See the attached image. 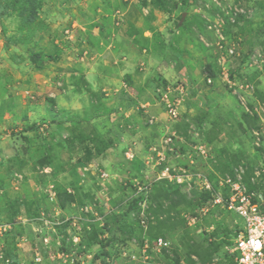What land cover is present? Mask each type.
I'll use <instances>...</instances> for the list:
<instances>
[{
    "label": "rangeland",
    "instance_id": "obj_1",
    "mask_svg": "<svg viewBox=\"0 0 264 264\" xmlns=\"http://www.w3.org/2000/svg\"><path fill=\"white\" fill-rule=\"evenodd\" d=\"M5 1L0 0V9ZM199 1L177 0L175 5L109 0L103 5L96 0H42L33 21L9 11L0 17V226H9L0 232V264L5 259L9 264H174L172 250L179 246L180 230L163 238L169 244L166 249L150 243L147 253H142L143 229L138 217L127 212L137 197L134 180L150 188L160 181L163 167L172 176L184 172L209 178L221 148L238 152L237 165L264 179V130H259V120L252 126L245 122L237 100L219 78L214 50L199 41L207 34L200 33L206 30L197 17ZM225 4L250 11L248 18L225 30L228 43L239 44V57L227 60L225 69L234 82L253 86L247 99L250 106L262 107L259 113L264 119V75L247 64L255 50L264 51V0H225ZM130 20L152 29L151 34L134 32L127 27ZM153 21L169 22L168 49L157 27L150 25ZM101 22L103 33L97 29ZM125 35L132 37L130 47L136 52L125 51L121 44ZM188 46L197 54L191 63L185 62L192 59L187 56ZM166 51L177 60L158 67L147 62V56ZM207 68L213 77L207 76ZM144 83L146 90L141 93ZM180 85L183 92L176 91ZM162 93L168 101L179 102L177 120L168 118ZM99 102L101 107L95 109ZM94 113L101 115L87 123ZM80 120L86 122L77 123ZM92 129L105 143L102 154L88 141L92 137H78L83 132L91 135ZM196 145L206 147L208 154L199 155ZM150 147L162 152L159 165L154 156L151 162L146 160ZM126 152L133 158L127 159ZM102 172L107 174L105 180ZM215 177L217 184L223 178L218 173ZM175 184L189 192L185 183ZM66 190L74 194L75 203L60 208L58 195ZM145 196V214L152 219L147 210L149 194L142 199ZM84 207L88 213L81 212ZM198 213L205 214L201 209ZM189 220L187 226L197 238L211 227L233 233L238 223L221 207L199 216L195 224L189 225ZM91 230L98 233L97 245L90 244ZM145 235L153 240L147 231ZM43 237L50 243L60 240L67 263L56 257L50 243H42ZM72 237H77L76 244ZM35 248L40 263L34 262ZM228 261L223 257L211 264Z\"/></svg>",
    "mask_w": 264,
    "mask_h": 264
},
{
    "label": "built area",
    "instance_id": "obj_2",
    "mask_svg": "<svg viewBox=\"0 0 264 264\" xmlns=\"http://www.w3.org/2000/svg\"><path fill=\"white\" fill-rule=\"evenodd\" d=\"M199 12L202 20L205 22V30L211 35V39L207 37H199L200 42L205 48L213 49L216 54V64L220 67L219 78L226 84L230 90L232 96L237 100L241 110L252 117H257L261 122L259 130H264V119L260 116L259 111H262V107L250 106L247 96L253 91V86L246 81L234 82L227 70L225 69V63L229 59L239 57L238 46L239 44L228 43L225 36V30L227 27H236L239 24V19H246L250 15V11H247L243 6L226 5L225 0H200ZM199 14V13H198ZM248 67L261 72L264 75V51L255 50L247 58ZM207 83H211V78L206 79ZM184 86H177L176 91L183 92ZM168 91V89H167ZM161 101L164 103L165 112L171 121H175L179 117L178 101L172 102L167 100L165 93L161 94ZM261 117V118H260ZM264 118V117H263ZM154 122V118H150L149 124ZM256 137H259L258 131L254 132ZM258 140V138H257ZM171 140L165 141L168 144ZM199 155L205 157L207 153L206 147L202 145H196L194 147ZM130 152H126V158L132 159L133 154L129 156ZM152 156L157 158V165L163 161V154L156 147H150L148 150L147 161H152ZM246 168L243 165H238L233 168L231 175H225L218 180V189L214 190L212 183L202 173H184L177 175H170V169L163 167L159 175L160 180H167L172 183H185L189 190L192 186H198V188L206 190L211 193L212 199L209 206H204L201 209L202 213H206L209 207L221 206L227 212L235 215L238 218L239 230L236 238L233 240V246L228 249V253L234 254V264H264V215L259 211V205L253 201L256 197L255 193L248 192L245 184L243 183V176ZM44 173L47 171L44 169ZM255 177H258V173H254ZM20 178V176H17ZM100 177L105 180L107 174L102 172ZM253 181V179H252ZM134 191L138 195H148L150 188L148 185L141 184L138 180H134ZM227 190L226 199L223 196V190ZM141 199L138 203L140 212L138 221L140 227L143 229L144 235L142 236V253L145 255L150 246V243L157 249H166L168 243L163 238L159 237L152 241L149 240L145 232L147 231V216L145 214L146 199ZM81 212L88 213V208L84 207ZM196 219L191 218L189 225L195 224ZM241 222V223H240ZM48 225V222L44 223ZM9 226H0V232L6 231ZM39 232V231H38ZM42 243L48 245L50 242L47 237L42 238ZM71 241L76 244L77 237H72ZM60 240H55L51 248L56 249V257L58 259H64L66 262V256L62 250H60ZM0 259L3 260V255L0 254ZM147 259L146 257L144 258ZM34 262L40 263V253L37 248L34 249ZM9 260L5 259L4 264H9ZM23 264V263H20Z\"/></svg>",
    "mask_w": 264,
    "mask_h": 264
},
{
    "label": "trees",
    "instance_id": "obj_3",
    "mask_svg": "<svg viewBox=\"0 0 264 264\" xmlns=\"http://www.w3.org/2000/svg\"><path fill=\"white\" fill-rule=\"evenodd\" d=\"M156 1L162 4H168L169 2L175 4L177 0ZM41 2L42 0H6V6L0 9V17L7 14L9 11L10 13H16L23 21H33L35 20V13L39 9ZM157 8L160 9V7ZM150 31H152V29H150ZM207 71V76H214L209 68H207ZM83 83L87 86L85 81ZM95 105L96 106L93 107L98 109L102 104L99 102ZM100 115H91L88 118L87 123L88 121H93L95 118H99L98 116ZM243 117L245 122L250 126H252L254 122L258 121L256 116L252 117L244 112ZM83 122L80 120L77 123L81 124ZM184 126L187 127V124ZM83 134L86 136L87 140L89 139L88 137H92V139L88 141H90L92 145H96L95 148H97V154H102L105 151V143L102 142V136H100L101 134H99L96 130L92 129L91 135L85 134L84 132L80 133L78 137H83ZM239 162L240 156L238 152H231L229 149L225 148H221V150H219L218 156H216L213 161L212 172L214 174L207 178L212 183L214 190L218 189L216 182L217 177L214 179L216 173H218L220 177L231 175L233 168L238 166L237 164ZM243 183L245 184L248 192L256 194L253 201L258 203L259 211L264 215V179H261L260 176L255 177L252 170L246 169L243 176ZM148 194L150 204L147 210L150 212V216L152 217V219L147 218L148 236H150L153 240L159 237L166 239L167 235L174 234V232L180 230V234L178 235L179 246L178 248L176 247L172 250L174 264H211L214 259L221 261V258L223 257H227L229 259L228 264H234L235 255H228L230 253H228L227 250L233 246V240L236 238L239 230L238 223L235 226L233 233L226 228L221 229L211 227L210 232H206V230L201 231V237L199 238L193 235L187 226L188 219L195 218L196 221H198L199 216H205L209 214L212 209L221 207H209L205 214L198 213V211H200V209L204 206L210 205V200L212 199L210 192L197 188L196 186H192L189 192L186 193L182 190V186L180 184H175L167 180H160L150 187ZM223 196L226 199V189L223 190ZM142 198L143 195H138L136 198H133L127 208L128 214H133L137 217L139 216L140 209L138 203ZM58 200L60 208H64L67 204L75 203L74 194L69 190L63 191L61 194L59 193ZM164 202H167L165 208ZM221 208L226 211L223 207ZM0 209V212L2 213V207ZM183 212L187 213V219L183 218ZM162 213L165 214L164 217L159 216ZM87 234L91 237V245H97L100 243V240L97 241V232L91 230ZM60 247V250L63 251L62 243ZM180 251H182V253H180ZM182 259H184L183 263H181Z\"/></svg>",
    "mask_w": 264,
    "mask_h": 264
},
{
    "label": "crops",
    "instance_id": "obj_4",
    "mask_svg": "<svg viewBox=\"0 0 264 264\" xmlns=\"http://www.w3.org/2000/svg\"><path fill=\"white\" fill-rule=\"evenodd\" d=\"M96 1H100L101 3L103 2V5H106V1H107V3H109V0H96ZM155 12H157V11H155ZM101 13V12H100ZM131 14V13H130ZM130 14H128L127 13V17H132ZM179 15H182L183 13L182 12H179L178 13ZM174 16L176 15L175 13L173 14ZM189 15V14H188ZM198 15V14H197ZM196 15V16H197ZM151 15L149 14L148 15V17H150ZM99 17H102L101 16V14L99 15ZM188 17V16H187ZM197 17H201V16H197ZM164 18H165V16H164ZM186 21H189L190 22V20H186ZM188 22V23H189ZM150 25L154 28V27H157V30H155V31H158L159 33H161V35H162V38H161V40H162V43H163V45H165L164 46V48L165 49H168V46H167V42L168 41H170L169 40V36H171V34L168 32L170 29H169V22H166V23H164L163 25H159V22H155V21H153V22H151L150 23ZM130 27L134 32L135 31H137V32H139V31H143L145 34H151V31L149 30V29H146V28H144V27H142V26H139L137 23H136V21L134 22L133 20H130L129 22H128V25H127V27ZM101 28H103V24H102V22L101 23H99L98 24V26H97V29H98V31H100L101 33H103L104 32V29H101ZM167 29H169V30H167ZM190 29H192V30H194L193 29V26L190 24ZM167 30V31H166ZM203 31V33L204 32H206L207 34H205L206 35V37L208 38V39H211V35L207 32V31H204V29L203 30H201L200 31V33ZM167 32V33H166ZM174 33L175 34H178L179 32L177 31V30H175L174 31ZM101 40L100 41H103V37H99ZM109 39V38H108ZM200 41V40H199ZM132 43H133V39H132V37L131 36H129V35H125L124 37H123V39H122V45L123 46H126L125 48V51L126 50H128V51H134L133 49H131V45H132ZM100 45H101V43H100ZM174 45V44H173ZM109 47H111V46H109ZM188 51H189V54H187V56H191V60H186L185 62H189V63H191V61L193 62V58L194 57H196L197 56V54L196 53H193L194 51H195V49H194V47H189L188 46V48H186ZM134 52H136V50L134 51ZM142 52H145V49H142ZM186 55V54H185ZM153 57H149V56H147L148 58H147V62L148 63H150V64H152V65H154V67H158V66H160V65H163V66H168V65H170L172 62H174V60H177V58L175 57V56H170V54L168 53V51H166V53L164 54V55H162V54H160L159 56L158 55H152ZM182 57V56H181ZM124 59V58H123ZM154 70H155V68H154ZM157 70H160V68H157ZM126 73H128V72H126ZM98 77L99 78H103V76H101V75H98ZM157 78H158V76H156ZM156 79V78H155ZM83 80L86 82V84L87 83H89V76H87V75H85V77L83 78ZM148 81L149 80H146V82L145 83H148ZM145 83L143 84V85H141L140 86V88H139V90H140V92L141 93H144V91L146 90L145 89ZM87 87V86H86ZM90 87V86H89ZM92 91H93V89H92ZM104 91V90H103ZM23 221H25V220H23ZM54 244V242H51L50 243V247H52V245ZM17 247H20V244L19 245H16Z\"/></svg>",
    "mask_w": 264,
    "mask_h": 264
}]
</instances>
